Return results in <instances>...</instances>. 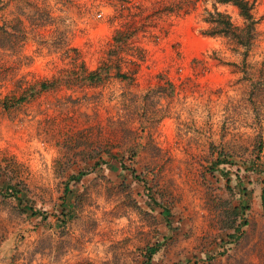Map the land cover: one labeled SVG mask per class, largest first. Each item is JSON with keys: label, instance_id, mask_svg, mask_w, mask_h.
I'll use <instances>...</instances> for the list:
<instances>
[{"label": "rangeland", "instance_id": "374dc122", "mask_svg": "<svg viewBox=\"0 0 264 264\" xmlns=\"http://www.w3.org/2000/svg\"><path fill=\"white\" fill-rule=\"evenodd\" d=\"M248 1L244 59L203 34L216 10L243 25L217 0H0L21 28H0V264H141L155 241L152 264H264V0ZM134 147L158 205L112 161Z\"/></svg>", "mask_w": 264, "mask_h": 264}, {"label": "trees", "instance_id": "16d2710c", "mask_svg": "<svg viewBox=\"0 0 264 264\" xmlns=\"http://www.w3.org/2000/svg\"><path fill=\"white\" fill-rule=\"evenodd\" d=\"M217 2L229 3L233 5L234 7H236L239 16L243 19V25L242 26L235 25L231 21V18L227 13L216 10L214 12H209L208 16L204 18V21L211 24V26L209 29L203 31V34L208 35V36L218 35V36L228 37L229 39L234 41L236 45H238V47L241 49L240 54H242L245 59V57L248 55L251 42L254 36V30H255V27H254L255 19L251 11L252 9L251 4L249 3L248 0H217ZM16 22L18 23V20H16ZM0 28L6 34H11L12 32L18 33L19 30L21 29L18 24H14V23H2L0 25ZM121 37L122 36H120V34L117 32V34H115L114 36L115 42L117 43L121 42L123 40ZM88 77L94 80H98L100 78V76L95 72L89 73ZM15 101L18 102L19 99ZM258 134L259 136H258L256 147L259 150L261 148V145L263 144V140H262V137H260L261 133H258ZM104 154H109V150L107 149L103 150L100 154H98V158L96 159V163H95L96 166H99L98 162H103L104 164H108L109 160H107L106 157H104ZM136 155H137V148L134 147L130 151L129 156L127 157V161L124 159L122 160V159H117V158H115L112 161L115 162L116 166L119 167L120 170H123V171L128 170L130 176H132V181H134L135 183L138 182L139 184L142 185L143 189L138 192L140 196L145 197L150 202V204L158 205V203H156V199L153 194L154 186L147 179H145L142 174L138 173V171H136L134 168L128 166L129 163H134ZM227 158H228V154L224 153L223 157H218L217 162L231 163V161H228L229 159ZM148 173H151V172L148 170L146 174ZM85 174L86 172L84 170H80L76 174L71 175L70 179L72 181H75L74 182L75 184H79L82 177ZM18 182L21 183L20 181ZM16 188H17V185L15 183L9 182L5 186H3L2 191H4L7 197L17 196L16 199L21 201L22 196L21 197L19 196L20 191ZM65 190L67 189L65 188ZM261 199H262V202L264 203V196L262 192H261ZM137 203L138 205H140L139 202ZM159 206L161 205L159 204ZM63 207L65 208V211L64 210L62 211L64 216H62L61 220L65 222L69 207L66 204H64ZM162 212H167L165 213V216H168L167 214L169 210L166 207H163ZM33 213H36V211H34ZM37 214L42 215L43 218H46L45 211H43V213L41 212ZM243 224H246V222L243 221ZM237 228L238 227H236L233 233H229L230 235H228V238L223 242L226 244L223 245L222 243L220 245V247L222 248V251H224V249L225 251H228V248L232 246V244L237 242L238 238L240 237V233H237L238 232ZM163 245L164 244L162 243V241H155L151 243L150 245H147L144 248L143 252L141 253V256H142L141 264H152L153 256L161 249ZM211 256L214 257V253L211 254ZM10 264H13V263H10ZM174 264H180V263H174Z\"/></svg>", "mask_w": 264, "mask_h": 264}, {"label": "built area", "instance_id": "2783aa9c", "mask_svg": "<svg viewBox=\"0 0 264 264\" xmlns=\"http://www.w3.org/2000/svg\"><path fill=\"white\" fill-rule=\"evenodd\" d=\"M98 16H101V12H100V13H98Z\"/></svg>", "mask_w": 264, "mask_h": 264}]
</instances>
